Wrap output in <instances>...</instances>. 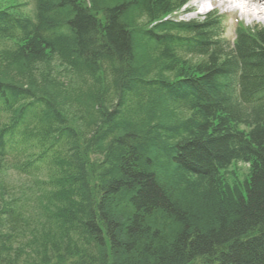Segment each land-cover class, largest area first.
<instances>
[{"label":"trees","instance_id":"obj_1","mask_svg":"<svg viewBox=\"0 0 264 264\" xmlns=\"http://www.w3.org/2000/svg\"><path fill=\"white\" fill-rule=\"evenodd\" d=\"M37 1L36 24L26 15L14 20L9 10L0 13V58L8 61L0 73L1 96L8 100L22 93L15 89L25 76L17 75L31 65L42 77L48 75L51 67L44 74L40 62L72 70L69 65L78 61L83 74L108 64V78L114 77L110 82L131 104L135 122L128 115L118 119L117 109L108 108L99 91L82 92L90 97L87 111L107 126L95 149L112 164L103 181L104 197L96 204L89 200L80 166L69 181L75 187L54 192L50 201L36 186L39 169L29 183L19 163L11 165L0 156V241L16 237L28 247L34 245L29 236L48 238L47 258L60 264H86L91 238L99 240L97 249L110 243L113 264H187L195 255L210 258L205 264H264V30H241L230 44L222 40L219 22L211 16L163 22L165 13L186 0H93L94 11L108 22L102 27L75 0ZM13 2L21 10L30 3ZM96 27L107 35L106 45L98 46ZM170 29L185 34H170ZM175 46L184 47L180 56L173 53ZM76 53L79 57L73 59ZM116 55L118 68L110 65ZM156 60L163 69L156 68ZM153 68L152 77L163 76L151 85L146 79ZM44 92L55 112L57 91L48 87ZM130 97L139 98V106ZM177 106L193 118L174 126L160 121L181 113L174 111ZM240 126L244 142L235 132ZM182 135L176 145L169 144ZM250 155L255 161L248 171L240 174L235 167L241 179L247 174L249 184L231 182L232 161L250 163ZM53 167L59 169L58 163ZM7 185L16 196H4ZM11 208L16 215L5 220L2 215ZM53 218L56 230L49 226ZM102 224L110 241L101 239ZM257 229L259 234L253 232ZM101 260L107 264L104 254Z\"/></svg>","mask_w":264,"mask_h":264},{"label":"bare ground","instance_id":"obj_2","mask_svg":"<svg viewBox=\"0 0 264 264\" xmlns=\"http://www.w3.org/2000/svg\"><path fill=\"white\" fill-rule=\"evenodd\" d=\"M13 1L17 0H10L8 3L0 1V13L9 10V17L14 20L21 15H26L30 19L33 18L34 23L36 24V16L39 15L38 1L21 0L22 2H30L27 3L28 5L23 8V10L17 7L18 2ZM220 1H223V6H226L231 2V0ZM241 1L242 10L246 15L249 14L251 17H264V10L262 8L263 4L260 1ZM75 2L77 8L83 10L88 17L95 21L97 27H102V24L107 26V20H103L102 22L99 18V14L102 13L94 11L95 6L93 0H75ZM253 12H256V14ZM105 17L107 18V14H105ZM173 18L174 14L169 17V13H165L162 17L163 22L168 23H173L175 21ZM135 19H139V17H136ZM97 27L95 32H97V40L99 43L96 41V44L98 43V46L101 44L106 45L108 43L107 35ZM141 30L144 31V29ZM95 32L93 36H95ZM168 32L170 34H185V31L182 29H170ZM164 33H166V31H164ZM55 35H57V33H53L52 35L54 39L56 38ZM182 37L186 40L185 42H189V40L187 41V35ZM183 48V46H175L172 51L175 55L180 56ZM71 57L77 59L79 54L76 53L71 55ZM72 58L71 60L74 61V58ZM156 61V68L163 69L162 62L159 67H157L160 62L159 60ZM7 63L8 61L6 58H0L1 74L3 73L2 71L7 70L5 67ZM74 63L79 64L78 61H74ZM76 64L69 65L72 69L69 70V68L58 69L55 66H52L53 64L40 62L38 63V68L44 74L48 72L51 67L49 74L45 77H42V74L40 73L37 74L36 69L31 65L27 72L18 73L19 75H17V77L25 76L21 77V79H24L22 86H16L17 88L15 89L17 92L21 90V94H17V96L14 95L13 99L8 100L0 94V156L10 162L11 165L19 163L23 169V175L26 180H28L27 182L36 179L35 171L39 169L40 173L38 175V182L40 183V186H36L42 188L44 195L46 197L48 196L49 199L50 197L53 198L52 194L54 192L58 193L69 187H75L74 182L69 181H72V175L76 172L75 166H80L86 177L85 186H87L88 189L89 200L94 204L95 202H101L104 197L105 188L103 186V181L107 178L108 172L112 168V164L108 158L109 156H106V153L100 154L95 149L96 145H98V137L103 133L107 126L98 114L97 116H92L87 111L85 104L90 97L87 93L82 94V92L99 91V96L102 102H104L108 108L114 107L117 109L118 119L125 120V115H128V121H135H133L134 118L130 115L133 111L131 104H127V100L125 97L121 96L122 94L118 91L116 85L110 82L111 80H114V77L111 76L108 78V73L106 72L112 71V69H110L111 67L108 68V64H106V66L98 64V68L95 72H90L89 70L84 69V74L80 73L81 71L78 69V64ZM119 64L120 58L116 55V60H112L110 65L118 68ZM106 68H108L107 71ZM68 71H72V73L70 74ZM155 72L156 70L153 68L149 73V77L146 79L151 85L156 82V79L162 78L163 76L159 73L152 77ZM165 76L169 77L167 74H165ZM174 81L175 79H169V82L171 83ZM48 87L57 91V96L60 98L58 100L59 104L54 105L55 112L49 109V102L45 98L46 94L44 90ZM240 95L244 99V94L240 93ZM237 98L242 101V104H245L248 107L247 101L244 100V102L243 99L238 96ZM130 99L131 101H134L132 102L133 106H139V98L137 99L134 97L133 100L132 97H130ZM143 103L145 104L144 106H148V103L145 100ZM120 106L121 108H119ZM146 109H149V107ZM173 109H175L174 111L180 110V112L187 117L181 113L174 112V117H164L163 119L161 118L160 121L163 120L164 122H168L169 125L174 126L179 124L180 119L188 121L193 118V116L186 114L187 109L184 107L177 106ZM241 128L242 127L240 126L235 132L244 142V137L240 132ZM184 136L185 135H182L175 140H170L169 144L176 145L177 140L183 139ZM254 157L255 156L250 155L246 158L250 163H240L237 162V160L232 161L229 171L231 182L238 181V183H240L241 180L243 183L246 182L245 185L249 184V182H247V174L243 176L242 179L240 174L242 172L245 173L251 168V163L255 161ZM75 160H77L78 163H76ZM55 163H58L59 169L53 167ZM235 167L238 168L237 171L240 169L242 170L239 172L240 174L235 170ZM48 169L50 170V173ZM2 192H4V196L8 198L16 196L10 185H7ZM244 199H247V194L245 193ZM94 210L97 212L98 209L96 208ZM14 211L15 210L11 208L6 211L2 217L5 220H11L13 215H16V212L13 213ZM48 221L51 229L56 230V227L58 226L57 219L53 218ZM104 226L105 225L102 224L98 227V230L101 233V239L105 238L110 241L111 238L108 234L107 228ZM253 232L255 234L260 233L259 229L254 230ZM76 237L78 238L79 236L76 235ZM252 237H255V235L252 234ZM29 239L31 242H34V245L28 247H23L20 243V239L16 237L13 239L11 238L8 242L0 241V264H60L54 259L49 260L47 258L51 251L48 238L42 239L41 236L32 235L31 237L29 236ZM88 241L90 242L91 250L87 252L86 264H101L102 254L105 255L107 264H113L114 254L110 243L107 242L109 247L105 245L103 251L96 248L99 246V242L97 243L99 240L97 238H91ZM40 249L42 251L40 255L33 256L35 251L37 252ZM56 252L59 254L58 249H56ZM90 257L92 258V261L89 263L88 260ZM19 259L22 260V263L19 262ZM209 259L210 258L195 255L189 262H187V264H205Z\"/></svg>","mask_w":264,"mask_h":264},{"label":"rangeland","instance_id":"obj_3","mask_svg":"<svg viewBox=\"0 0 264 264\" xmlns=\"http://www.w3.org/2000/svg\"><path fill=\"white\" fill-rule=\"evenodd\" d=\"M0 1L3 3H8L10 0H0ZM199 1L200 0H191L190 5H192V4L199 5L200 4V3H198ZM200 7L203 8V5L200 4ZM176 17L182 21H185V20L188 21V20H191L193 18H200V17H195L194 15H191L190 13H187V12L181 13V14L177 15ZM247 17H248V19L247 18L242 19V18L238 17L237 15L229 17V19L225 22V27H226L225 37L227 40H232V41L234 40L235 30H236V27L238 24H244V27H243L244 29L250 25H253V24H259V26L264 27V19H263V21L255 22V20H253L250 15ZM250 21L251 22L254 21V23H251Z\"/></svg>","mask_w":264,"mask_h":264}]
</instances>
